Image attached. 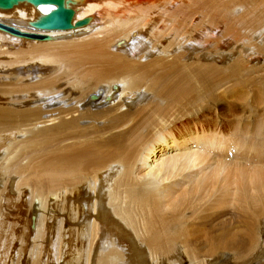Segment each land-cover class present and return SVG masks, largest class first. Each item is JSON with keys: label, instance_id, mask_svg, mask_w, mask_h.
I'll list each match as a JSON object with an SVG mask.
<instances>
[{"label": "bare ground", "instance_id": "1", "mask_svg": "<svg viewBox=\"0 0 264 264\" xmlns=\"http://www.w3.org/2000/svg\"><path fill=\"white\" fill-rule=\"evenodd\" d=\"M65 4L87 21L35 29L28 20L54 5L0 7L4 23L50 35L0 28L13 264L263 261L264 64L251 61H264V0Z\"/></svg>", "mask_w": 264, "mask_h": 264}, {"label": "water", "instance_id": "2", "mask_svg": "<svg viewBox=\"0 0 264 264\" xmlns=\"http://www.w3.org/2000/svg\"><path fill=\"white\" fill-rule=\"evenodd\" d=\"M27 2L32 5H40V4H52L54 5V8L44 14L38 15L36 18H33L30 21L29 25L33 28H39L42 30L47 29H61L65 27H72L74 25L83 24L87 21L88 16H84L83 18H79L75 21V23L72 22L73 16L75 14V10L69 6L66 5V0H0V7H8L13 4H16L17 2ZM0 28L3 30H7V32L12 33L14 35H21L25 37H35V38H48L50 37L49 34L44 32H37V31H26L22 30L16 26L6 24L3 21L0 20Z\"/></svg>", "mask_w": 264, "mask_h": 264}, {"label": "rangeland", "instance_id": "3", "mask_svg": "<svg viewBox=\"0 0 264 264\" xmlns=\"http://www.w3.org/2000/svg\"><path fill=\"white\" fill-rule=\"evenodd\" d=\"M236 56H234V57H232V59H234ZM229 59V58H228ZM228 59L226 58L225 59V61H222V62H218L219 63V65H221V66H223V65H225L227 62H228ZM232 59H230V60H232ZM252 63H254V64H256V66H258V67H260V66H262L263 64H264V61L262 60V59H253L252 61H251ZM256 82V80L254 81V83ZM253 88H249V90H252ZM254 93V91L252 90V94ZM52 106V107H51ZM56 105H54V104H50L49 105V107L48 108H53V107H55ZM94 109H96V107H93ZM93 108H92V110H93ZM264 110V109H263ZM253 115V114H252ZM252 119V116H251V114L249 115V120H251ZM263 123H264V111H263V120H261ZM255 122H253L252 123V125L249 123V125H248V127H247V130H248V133H252V132H254L255 131V129H256V124H254ZM52 125H48V127H51ZM41 128H43V127H41ZM250 142H252V140L250 139ZM0 146H1V144H0ZM11 194H13V195H15L16 194V191H14V190H12L11 191ZM12 197V196H11ZM10 196H9V200L10 199H12ZM13 202L14 201H10V205H9V208L11 209V210H13V212H11V210H10V212H6V214L7 213H10L11 214V218L9 217V221H13V222H16V221H20L21 220V214H20V216H18L19 215V213H21V211L20 210H22L23 208H22V206H21V204H20V200H18L17 202H14V204H13ZM20 205V206H19ZM12 206V207H11ZM20 207H21V209H20ZM16 209H17V211L18 212H16ZM18 213V214H17ZM9 214V215H10ZM16 217H14V216ZM7 217V218H8ZM19 217V218H18ZM26 217H28V216H26ZM18 218V219H17ZM15 227H17V226H14V228ZM16 229V228H15ZM14 229V230H15ZM3 230H5L3 227H1L0 228V250H1V248H3V247H5L4 249H3V251H0V264H13V261L14 260H18V259H21L20 257H19V255L18 254H16L14 251H16V248H17V244L15 245V243H16V240H10V239H12V238H10L9 236L7 237V236H5V235H9V234H11V232H10V228H8L7 230H6V232H4ZM9 231V232H8ZM8 232V233H7ZM1 234H2V236H1ZM4 237V238H3ZM258 237H259V247L261 246L262 247V249H263V247H264V218L263 219H260V225H259V234H258ZM257 240V241H258ZM262 241V242H261ZM261 242V243H260ZM5 244V245H4ZM44 244H45V241H44ZM15 245V246H14ZM14 249V250H13ZM228 254H230V255H228ZM264 253H262V254H260V255H263ZM259 256V255H258ZM181 257V262H182V264H190V262H189V259L186 257V256H184V255H181L180 256ZM218 257V259H211L212 261H218L217 262V264H235V256L234 255H232V253H226L225 255H218L217 256ZM217 257H214V258H217ZM233 258V259H232ZM23 261V260H22ZM260 262V263H259ZM264 262V257H263V261H259V260H256V259H254L252 262H250V264H262ZM163 264H166V262H163Z\"/></svg>", "mask_w": 264, "mask_h": 264}]
</instances>
